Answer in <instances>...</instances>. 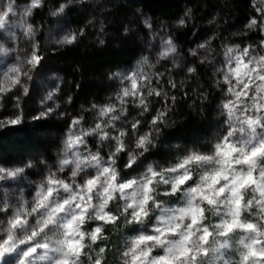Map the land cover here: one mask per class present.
<instances>
[{"label": "snow or ice", "instance_id": "snow-or-ice-1", "mask_svg": "<svg viewBox=\"0 0 264 264\" xmlns=\"http://www.w3.org/2000/svg\"><path fill=\"white\" fill-rule=\"evenodd\" d=\"M71 4L72 0H68V4H61L51 15L62 13ZM42 6L43 0H30L21 13L22 26L25 27L27 35L33 38L31 54L22 60L17 58L15 64L0 73L10 87L20 85L25 94L28 88L23 85L22 77L32 79L30 72L37 68L43 58L38 54V44L34 40L36 29L24 18L31 16L34 9ZM15 7L14 0H7L6 4L4 0H0V29L10 28L6 18L17 16ZM258 11L262 14L260 22L253 18L245 26L246 29L259 27L264 31V6L258 8ZM189 13L190 10H187L185 16ZM144 24L151 28L149 19H145ZM184 25L185 19L182 17L178 26ZM127 31L125 28L126 33ZM78 35H83V29L65 35L56 43H74ZM161 43L164 46L161 57L176 53L171 36L166 40L162 39ZM198 47L204 48L205 44ZM8 51L0 45V52ZM189 52L196 55L195 49H190ZM225 57L224 65L216 68L213 76L222 77L216 80V86L225 91L228 97L221 106L227 113V130L217 137L211 154L193 152L175 166L159 172L149 164L139 179L117 183L119 172L116 162L119 154L126 151L124 138L130 133L127 129L116 128L115 121L121 117L114 114L115 106L99 108L101 117L112 114L104 127L101 123H96L90 131L76 129L82 118H74L65 141L66 150L85 144L84 137L94 134L98 135L101 143L114 141L115 150L109 153L106 161L100 157L99 151L85 156L83 161L77 155V159L71 161L76 165L71 171V183L56 177L55 173H49L46 181L39 185L31 205L25 202L6 221V227L0 225V261L9 264L7 256L14 254L13 264H83V255L88 264H106L105 248L100 247L92 255L91 246L86 243L87 240L95 242L103 239L102 235H98L102 234L103 226H97L90 233H86L81 227L86 219L116 223L122 215L126 224L144 225L152 206H155L161 215L157 217L151 233L141 232L130 240L122 253L123 264H264V40L255 48H227ZM147 62L148 57L145 56L131 75L121 78L122 81L130 82V87L122 88L116 96L120 102L121 113L126 111V98L129 97L134 98L133 102L138 100L137 106L142 108V112L148 111L149 96L169 98L166 93L153 88L151 76L141 70ZM187 71L194 74L196 68L189 67ZM168 83L172 88L177 87L171 79ZM145 87L147 95L142 94ZM6 90L0 87V93ZM53 96L54 93L50 91L44 101H51ZM175 99V96L171 97L173 102ZM71 101L72 97L69 96L68 103ZM58 107L59 105L56 106ZM55 110L45 107L34 119L49 117ZM166 114V109L158 111L150 121L156 134L159 133V125L164 122ZM7 123L19 124L21 118L17 116ZM138 125L139 120L131 124L132 132L137 130ZM108 127L116 129L118 134L110 135ZM151 136L152 133H144L138 137V151L128 153L126 168L136 164L137 158L148 151L152 145ZM193 162L201 165L202 171L192 186H186L192 180L190 165ZM69 163L68 159H63L58 171H63ZM32 166L29 162L23 167L13 169L0 167V181L20 179L24 176L25 169ZM88 167L95 168L94 176H87L85 169ZM254 171L258 175L254 176ZM81 172H85L86 178L83 183H76ZM154 181L156 186L170 185V191L165 192V196H175L182 192L178 206L164 207L163 203L157 204L156 196L159 193L156 186H153ZM126 189H131V192L126 193ZM115 192H119L125 199L120 215L105 211ZM94 198L98 199V203L92 204ZM204 202L212 206L219 217V223L204 222V208L201 207ZM0 212L7 216L8 209L0 207ZM245 212L248 213L247 216L242 215ZM156 248L162 249L163 255H153V249ZM229 249L232 251L229 252Z\"/></svg>", "mask_w": 264, "mask_h": 264}, {"label": "trees", "instance_id": "trees-1", "mask_svg": "<svg viewBox=\"0 0 264 264\" xmlns=\"http://www.w3.org/2000/svg\"><path fill=\"white\" fill-rule=\"evenodd\" d=\"M27 1L14 0L15 3ZM61 4H68V0H43V6L36 9L30 20L36 29L34 40L42 58L51 53L53 46L59 45L56 41L61 35L57 34L56 27L65 29L63 37L73 29L76 32L83 29V35H78L74 43L57 49L59 72L72 97L70 114L62 117L53 113L44 119H34L42 111L41 96H44L47 78L28 80L22 77L23 85L28 88L25 94L22 86L10 87L0 75V87L7 89L0 93V167L13 169L31 162L33 166L25 169L22 178L36 183H41L49 173L65 178L58 171L63 152L62 135L74 118H82L81 125L86 127L98 123V108L107 104L108 97L115 93L111 77L118 70L134 64L141 55L139 39L129 29L125 32L137 11L150 15L157 26H163L172 35L178 58L185 62L193 57L189 50L213 34L218 35L214 39L217 48L226 41L258 44L264 39L260 28L248 31L245 27L258 15L254 0H72L62 13L51 15ZM187 10H190L188 23L174 26ZM112 34L116 36L115 40L110 39ZM170 79L177 85L173 88L176 92L169 100H161L167 114L159 125V133L152 130V145L146 152L161 167L171 166L188 149L198 147L214 136V109L221 90L216 86L213 68L207 63H198L192 79L186 72L173 74ZM182 81L186 84L184 90L180 88ZM172 96L176 97L175 102L171 100ZM148 103L157 108L151 97H148ZM158 111L142 112L141 107L131 109L127 106L123 116L131 118V124L139 120L135 133L141 134L152 128L150 121ZM17 116L21 123H7ZM88 144L98 147L93 142ZM98 148L105 151L103 146ZM122 156L124 153L120 161ZM0 215H4L3 212Z\"/></svg>", "mask_w": 264, "mask_h": 264}, {"label": "rangeland", "instance_id": "rangeland-1", "mask_svg": "<svg viewBox=\"0 0 264 264\" xmlns=\"http://www.w3.org/2000/svg\"><path fill=\"white\" fill-rule=\"evenodd\" d=\"M4 3H7V0H4ZM30 3V0L25 3H15L16 7L14 8V11L17 12V16L12 17L11 19L6 18V23L10 25V28L0 29V45H3L5 49H8V52H0V73L7 71L8 67H11L13 64L16 63L17 58L24 59L26 55L31 54V45H32V37H29L27 35L25 27L22 26V17L21 13L23 12V9L26 5ZM255 6L257 8L258 15L254 18H256L257 22H260L261 19V12L258 11V8L264 6V0H254ZM37 9V8H36ZM36 9L33 10L32 14L36 11ZM31 14V16H32ZM31 16L26 17L24 19L27 20L28 24H31ZM189 16H184L185 19V25L188 23ZM149 19L151 28L145 26L144 20ZM184 25V26H185ZM174 26H178V22L174 24ZM57 28V34H60L61 36L58 38V40H61L63 38V34H65V29L63 27H56ZM129 29V32L132 33L137 39H139L142 47L141 55L139 56L138 60L132 64L131 66L118 70L113 74L111 77V86L113 89H115V93L113 96L108 97V103L106 105H114L115 106V113L116 115L120 116L121 119L115 121L116 128L117 129H127L130 133L129 135L125 136L124 142L126 144V151L122 152L124 153V156H122V161H120V156L122 153L119 154V157L116 162L117 170L119 172V178L117 180V183L126 181L129 179L137 178L139 179L142 177V175L146 172L147 166L149 164L153 165L154 170L159 172L161 169H168L170 167L175 166L182 158L185 156L195 152L198 154H211L213 152V146L216 142V139L218 136L223 135L227 128L225 121L227 120V113L226 110L222 109L223 102L226 101L228 98L225 91L220 90V93L217 97V108L214 109V136L208 139V142H205L204 144L193 147L191 149H188L182 156H180L171 166L168 167H161L157 162L153 161L148 155H146V152L139 156L137 158V163L134 164L130 168H126L125 164L128 161V153L133 152L135 153L138 151L136 149V142L140 135H143L144 133H152V128L144 133L137 134L135 132H132L130 129L131 125V118L123 116V113L120 112V102L116 99V96L118 93L121 92L122 88L124 87H130L129 81H122L123 76L131 75L132 71L136 70L137 67L142 63L143 58L145 56L148 57V62L146 65H143L142 71L145 74H148L151 76L152 81V87L155 88L157 91L162 92H168V99H165L164 96H157L152 95L149 96L152 98L153 101L156 102L157 108L155 106H150L148 103V110H164L165 104L161 102V100H169L171 94L173 92H176L171 88V85L168 83V80L173 77V74L177 73H183L186 72L188 76H190V79L194 78L195 73H189L187 69L189 67H195L197 69L198 63L205 64L207 63L210 65V67L213 68V72L216 68L222 67L225 63V53L227 48H244L247 46L251 47H258L260 43L253 44V43H242L238 42L233 44L232 42H224L220 45L219 48L216 45V41L214 39L218 35H210L206 41H199L197 46L194 48L196 50V55H192L193 57L191 59H188L185 61H181L178 58L177 51L174 54H169L166 57H161L160 53L164 51V46L161 43V40H166L168 36L172 35L166 31L163 26L159 25L157 26L153 19L150 17V15L146 14L142 11H137V16L134 17L133 20H131L130 24L126 27ZM259 27H254L252 29H247L248 31H254L258 29ZM73 32H76L75 29H73ZM128 32V33H129ZM264 33V31H263ZM112 40L116 39V36L114 34L110 35ZM173 39V37H172ZM264 40V39H263ZM174 42V40H173ZM261 42V41H260ZM175 44V43H174ZM205 44L204 48H199L198 45ZM64 44H59L53 46V50L51 53H46L43 56V59L41 63L37 66L36 69H33L30 72L31 77H34L35 80L41 79L42 77L47 78V87L44 92V96H41L42 101H44L45 96L51 91L54 93L53 99L51 101H44L42 106V111L45 107H52L55 108V114L58 116H66L70 114V108L71 103H68V97L70 96L67 92V87H65V80L62 76V74L59 72L60 63L57 60V49H59ZM14 50V51H12ZM45 53V52H44ZM42 57V56H41ZM203 61V62H202ZM117 73L120 75L118 76ZM162 74V75H157ZM3 77V75H1ZM4 78V77H3ZM217 79H222L221 76H216ZM140 81L138 80V87H139ZM216 83V81H215ZM182 90L186 87V84L184 81L181 82ZM180 85V84H179ZM178 85V88H179ZM251 88V85H250ZM178 90V89H177ZM182 92V91H180ZM143 95H147V87H145ZM249 95H252L251 92H249ZM127 99V104L125 107L129 106L131 109H137L139 108L138 100L133 102L134 98L129 97ZM59 105L58 108L56 106ZM103 107V106H101ZM99 109V108H98ZM112 114H109V116H103L101 117L99 114V121L98 123H101L102 127L106 125V122L109 120L110 116ZM73 121V120H72ZM212 124V123H211ZM151 125V124H149ZM72 127V123L69 126V128ZM93 127H86L80 124L76 126V129H83L84 131H90L93 129ZM69 128L66 130L64 135H62L63 139V152L60 162L63 159H68L70 163L65 166L63 171H60L61 174L65 175V178H63L66 182L71 183V171L75 168V163H72L71 161H75L77 159V155L79 156V159L81 161L84 160L85 156H89L90 154H95L97 151H99L100 157H102L103 160L108 159V155L110 152L115 150V142H109L105 141L101 143L99 141L98 135H91L84 137L85 144H78L74 146L73 149H67L65 148V141L68 136ZM107 130L109 131L110 135H117L118 132L116 129H113L111 127H108ZM89 142H93L96 146H103L105 148V151L103 152L98 147H92L89 146ZM60 162L58 164V169L60 166ZM202 171L201 165L198 163L193 162L190 165V172L192 175V180L188 181L186 183V186H192L196 180L199 179V175ZM85 172L87 173L88 177L94 176L96 174L95 168L88 167L85 169ZM85 172H81L77 179L76 183H83V180L85 177ZM254 176L258 175L257 172L254 171ZM43 181H46L44 179ZM41 183H36L35 181H29L26 178H21L17 180H6L2 183L0 181V207H6L8 209L7 216L0 215V225H4L6 227V221L14 215L16 209L23 205L25 202L30 206L35 195L36 191ZM155 181H154V185ZM156 190L159 193L156 196L157 204L163 203L164 207H176L178 206V201L182 199V192L178 193L175 196H165L164 193L170 191V185H163L160 184L156 186ZM126 193H130L131 189H126ZM61 196L64 195V193L61 191ZM248 194L246 193V196ZM16 198V200L11 201L10 198ZM130 202V201H129ZM98 203V199L94 198L92 201V204ZM151 204V202H150ZM125 205V199L121 197V194L119 192L113 193V199L109 201L105 211L111 212L112 215H120V213L123 210V207ZM201 207L204 208V217H205V223L208 224H217L219 223V217L217 214L213 211L212 206H208L206 202L201 204ZM222 207V206H221ZM161 215V212L158 208L155 206H152V211L149 214V218L145 221L144 225L139 224H126L124 217L120 215V219L116 223H106L105 221H99V220H87L86 222L81 226L82 230L86 233H90L93 231L97 226L102 225L103 226V232L102 235L103 239H97L95 242H92L90 240H87L86 243L91 246L92 255H95L100 247L105 248V254H104V261L106 264H123L122 260V253L123 251L128 247L130 240L139 234L141 232H147L151 233L153 225L156 223L157 217ZM242 215L247 216L248 213H242ZM255 215V209L253 210V216ZM31 219V218H29ZM34 222V221H33ZM238 232L240 230H237ZM211 239V238H210ZM232 249H229V252H231ZM153 255H163V250L160 248L153 249ZM227 258V257H224ZM238 258V256L236 257ZM7 259L9 261V264H13L14 262V254H9L7 256ZM81 260L83 264H88L87 258L85 256H81ZM0 264H3V261H0ZM43 264V262H41Z\"/></svg>", "mask_w": 264, "mask_h": 264}]
</instances>
